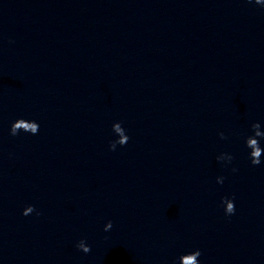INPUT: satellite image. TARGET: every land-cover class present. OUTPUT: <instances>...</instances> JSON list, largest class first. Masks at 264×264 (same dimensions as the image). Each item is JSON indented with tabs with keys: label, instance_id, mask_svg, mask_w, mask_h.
<instances>
[{
	"label": "clouds",
	"instance_id": "1",
	"mask_svg": "<svg viewBox=\"0 0 264 264\" xmlns=\"http://www.w3.org/2000/svg\"><path fill=\"white\" fill-rule=\"evenodd\" d=\"M249 3H255L256 5H260L261 7H264V0H248ZM39 124L38 122L34 120H26L24 118H18L14 122H12L10 126V135L11 136H17L20 134L21 131L25 133H30L32 135H37L39 132ZM113 132L117 135L118 139L110 142V150H115L117 145L124 146L127 144L129 140V136L126 134V130L122 127L120 122H116L112 125ZM251 131L252 134L247 136L245 139V146L247 149H249V160L250 163L253 166L261 165L262 163V156H264V148L260 146V139L258 138H264V131L261 130V124L259 122H253L251 124ZM221 139H226L224 132H220L218 134ZM217 161L223 162L225 164H231L232 161L235 159V157L231 153H220L216 157ZM233 172L237 171L236 168L232 169ZM224 177L220 176L217 177V183L223 184ZM221 203L224 205V211L226 216H231L235 214L236 207H235V201L234 198H228L223 197L221 200ZM35 206L34 205H28L24 208L22 215L28 216L35 212ZM39 215L40 213H36ZM112 222L109 221L105 224L104 230L109 231L112 228ZM76 247L81 250L83 253L87 254L91 251L90 245H88L85 240H80ZM202 255L201 251L199 249H195L191 252L182 254L179 256L178 261L174 262V264H201L199 257Z\"/></svg>",
	"mask_w": 264,
	"mask_h": 264
}]
</instances>
